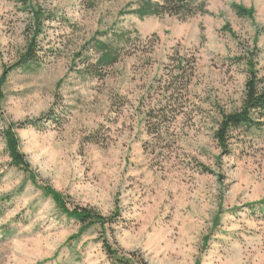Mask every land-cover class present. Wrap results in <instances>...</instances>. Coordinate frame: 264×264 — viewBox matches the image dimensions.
Returning <instances> with one entry per match:
<instances>
[{
    "label": "rangeland",
    "instance_id": "rangeland-1",
    "mask_svg": "<svg viewBox=\"0 0 264 264\" xmlns=\"http://www.w3.org/2000/svg\"><path fill=\"white\" fill-rule=\"evenodd\" d=\"M191 4L204 10L141 19L144 0H0V80L45 16L39 62L12 72L0 102V264H116L104 239L133 264H264L251 210L264 201V128L233 132L229 154L214 137L242 108L250 63L264 83V0ZM99 44L115 64L99 66ZM179 57L194 73L159 137L148 114L169 101ZM44 187L71 211L118 218L81 233Z\"/></svg>",
    "mask_w": 264,
    "mask_h": 264
},
{
    "label": "trees",
    "instance_id": "trees-1",
    "mask_svg": "<svg viewBox=\"0 0 264 264\" xmlns=\"http://www.w3.org/2000/svg\"><path fill=\"white\" fill-rule=\"evenodd\" d=\"M25 5L31 3L32 0H24ZM204 5H200L197 8L193 7L191 0H157V3H153L152 0H144V5L140 9L133 11L135 15L143 19L150 16H163V15H193L197 11H203ZM241 10V11H240ZM239 14L249 15L251 13L239 9ZM35 34L34 37L29 41L26 53L21 57L20 61L9 69H5L3 76L0 80V102L4 98L3 87L6 85L9 76L13 71L19 68L30 66V64H36L39 62V49H38V38L40 32L42 31L43 13L41 10L35 13ZM49 20V19H48ZM99 50L101 51V57L98 61L99 66H111L117 62V57L109 50L106 44H99ZM173 62L177 63L174 70H177V74L173 73L171 70L169 86L166 88L167 93L170 92V99L165 106L158 110H153L148 114V128L151 134L156 136H161L164 129L172 122L169 119V115L175 118V113L173 105H175L183 91L186 89L188 82L185 81L186 74L188 70L193 75L194 66L196 64V59L193 61L186 60L184 58L172 59ZM186 65H183L185 64ZM249 79L246 84V94L242 105V108L238 112L223 114L221 115V121L218 124V128L215 131L214 137L218 143L220 149L225 153L230 152V140L232 139V134L235 131L243 129H257L262 130L264 128V83L258 78L257 72L254 69L253 63H250ZM190 75V76H192ZM176 96V98H175ZM170 111V112H169ZM171 113V114H169ZM53 119V118H52ZM33 123H21L18 125L20 129H26L29 125ZM11 131V130H10ZM7 132L6 138L8 140V152L12 160L13 165L23 170H28V165L25 162L24 155L19 152V144L12 132ZM203 172H209L204 166L201 167ZM44 193L49 197L53 198L56 206L66 215L69 219L75 220L82 225L81 233L87 231L90 227L100 224L105 226L107 223L116 221L118 216L111 218H105L92 210L77 208L70 210L67 207V203L64 197L48 187L42 188ZM258 206V207H257ZM251 210L254 214L260 213L264 217V201L260 204L253 205ZM210 240L209 237L205 238L206 244ZM104 249L107 255L114 260L116 264H133L134 254H129L128 257L123 255L119 250L114 249L106 239L103 241Z\"/></svg>",
    "mask_w": 264,
    "mask_h": 264
}]
</instances>
